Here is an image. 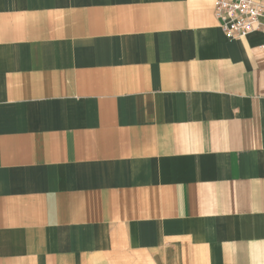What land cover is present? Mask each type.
<instances>
[{"label":"crops","instance_id":"obj_1","mask_svg":"<svg viewBox=\"0 0 264 264\" xmlns=\"http://www.w3.org/2000/svg\"><path fill=\"white\" fill-rule=\"evenodd\" d=\"M214 0H0V264H264V30Z\"/></svg>","mask_w":264,"mask_h":264},{"label":"built area","instance_id":"obj_2","mask_svg":"<svg viewBox=\"0 0 264 264\" xmlns=\"http://www.w3.org/2000/svg\"><path fill=\"white\" fill-rule=\"evenodd\" d=\"M213 11L227 37L264 30V0H214Z\"/></svg>","mask_w":264,"mask_h":264}]
</instances>
